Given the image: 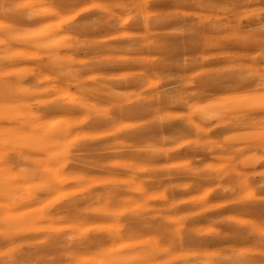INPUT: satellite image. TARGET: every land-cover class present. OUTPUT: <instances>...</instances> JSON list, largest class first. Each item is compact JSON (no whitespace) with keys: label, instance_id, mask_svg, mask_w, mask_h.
Returning <instances> with one entry per match:
<instances>
[{"label":"bare ground","instance_id":"1","mask_svg":"<svg viewBox=\"0 0 264 264\" xmlns=\"http://www.w3.org/2000/svg\"><path fill=\"white\" fill-rule=\"evenodd\" d=\"M261 9L0 0V264L253 255L264 232ZM161 133L172 151L149 159Z\"/></svg>","mask_w":264,"mask_h":264},{"label":"clouds","instance_id":"2","mask_svg":"<svg viewBox=\"0 0 264 264\" xmlns=\"http://www.w3.org/2000/svg\"><path fill=\"white\" fill-rule=\"evenodd\" d=\"M33 15V13H28L26 18L31 19ZM257 15L261 16V27H264V9H261ZM92 67V65H85V68L89 70ZM162 102H166V98ZM154 140L159 146L147 153L148 158L155 159L169 156L172 149L169 148L168 145L175 142L174 138L161 133L160 136L155 137ZM200 171V169L193 168L191 169V174L197 175ZM231 191H233V189L228 187L221 188L222 194H226ZM69 239H74V237H69ZM3 255L4 253H0V257H3ZM3 264H7V261H3ZM24 264H27V262L25 261ZM239 264H264V232L260 233V238L255 246L254 254L247 256L244 260L240 261Z\"/></svg>","mask_w":264,"mask_h":264}]
</instances>
